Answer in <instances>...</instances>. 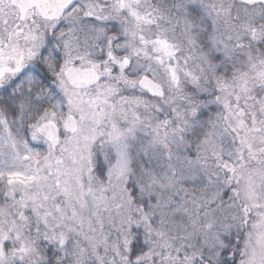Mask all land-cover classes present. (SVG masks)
Segmentation results:
<instances>
[{
  "label": "snow or ice",
  "instance_id": "1",
  "mask_svg": "<svg viewBox=\"0 0 264 264\" xmlns=\"http://www.w3.org/2000/svg\"><path fill=\"white\" fill-rule=\"evenodd\" d=\"M0 264H264V0H0Z\"/></svg>",
  "mask_w": 264,
  "mask_h": 264
}]
</instances>
